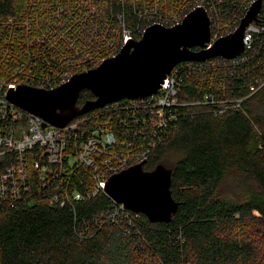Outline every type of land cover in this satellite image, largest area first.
Segmentation results:
<instances>
[{
	"label": "trees",
	"instance_id": "1",
	"mask_svg": "<svg viewBox=\"0 0 264 264\" xmlns=\"http://www.w3.org/2000/svg\"><path fill=\"white\" fill-rule=\"evenodd\" d=\"M26 8L27 0H0V44L8 15ZM118 13L137 25L127 3L109 0L104 14ZM247 65H229L225 74L180 63L176 119L158 134L162 141L143 164L145 171L158 164L171 169L170 193L178 206L168 222H150L129 209L115 222L103 218L114 201L104 191L86 195L93 183L88 169L61 176L69 194H83L62 206L49 203V187L31 173L22 199L10 205L0 198V264H264V85L251 93L259 70L253 60ZM215 74L224 77V89ZM207 94L214 102L204 101ZM94 98L82 89L76 103ZM102 109L73 121L91 117L82 125L88 132ZM141 131L135 137L146 146L153 135L145 127ZM4 162L0 158V171Z\"/></svg>",
	"mask_w": 264,
	"mask_h": 264
},
{
	"label": "built area",
	"instance_id": "2",
	"mask_svg": "<svg viewBox=\"0 0 264 264\" xmlns=\"http://www.w3.org/2000/svg\"><path fill=\"white\" fill-rule=\"evenodd\" d=\"M108 1L27 0L26 10L7 17L9 29L0 44V158L5 161L0 171V198L10 205L30 190L31 173L42 186L49 187V203L62 206L70 196L83 199L76 189L67 192L62 185L64 173L90 170L93 183L86 195L94 196L104 190L111 175L145 162L150 149L162 141L158 134L176 119L180 63L188 67L196 63L198 70L214 68L226 74L230 67L247 69L253 60L259 72L253 77L251 93L264 85V0H260L255 18L244 29L240 54L175 64L154 93L99 107L103 109L96 114L98 122L88 132L82 125L91 117L73 121L76 117L61 127L43 126L39 115L6 99L7 91L20 85L54 89L114 57L129 41L140 39L147 27L177 25L198 7L208 16L210 37L204 48H211L216 40L234 32L259 0H115L133 9L138 19L134 27L124 20L123 13L108 18L104 14ZM215 75L223 88L224 77ZM207 100L214 102L208 94ZM218 107L224 110L226 102H219ZM125 109L127 113L122 115ZM133 126L140 131H133ZM141 127L153 135L146 146L139 145L135 137ZM126 210L122 203L114 202L101 216L115 222L127 217Z\"/></svg>",
	"mask_w": 264,
	"mask_h": 264
},
{
	"label": "water",
	"instance_id": "3",
	"mask_svg": "<svg viewBox=\"0 0 264 264\" xmlns=\"http://www.w3.org/2000/svg\"><path fill=\"white\" fill-rule=\"evenodd\" d=\"M260 0L241 20L237 29L204 48L210 29L206 12L198 7L174 26L151 25L138 40L129 41L119 52L99 65L77 73L51 90L20 85L8 90L6 99L17 107L39 115L43 126H64L74 118L122 98H143L154 93L171 68L182 61H202L209 57H234L243 50L245 27L255 18ZM192 47H199L192 50ZM82 89L94 99L78 106ZM143 163L111 175L104 193L127 209L144 214L150 222H168L177 210L171 196V169L162 164L145 171Z\"/></svg>",
	"mask_w": 264,
	"mask_h": 264
},
{
	"label": "bare ground",
	"instance_id": "4",
	"mask_svg": "<svg viewBox=\"0 0 264 264\" xmlns=\"http://www.w3.org/2000/svg\"><path fill=\"white\" fill-rule=\"evenodd\" d=\"M81 72H83V71H81Z\"/></svg>",
	"mask_w": 264,
	"mask_h": 264
}]
</instances>
